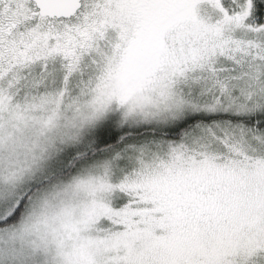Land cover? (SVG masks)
Returning a JSON list of instances; mask_svg holds the SVG:
<instances>
[{
	"label": "snow or ice",
	"instance_id": "snow-or-ice-1",
	"mask_svg": "<svg viewBox=\"0 0 264 264\" xmlns=\"http://www.w3.org/2000/svg\"><path fill=\"white\" fill-rule=\"evenodd\" d=\"M0 264H264V0H0Z\"/></svg>",
	"mask_w": 264,
	"mask_h": 264
}]
</instances>
